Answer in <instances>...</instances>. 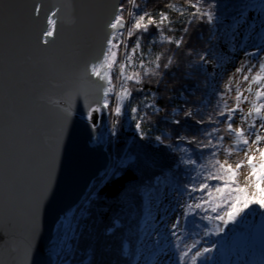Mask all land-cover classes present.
<instances>
[{"label":"snow or ice","instance_id":"6c2138e0","mask_svg":"<svg viewBox=\"0 0 264 264\" xmlns=\"http://www.w3.org/2000/svg\"><path fill=\"white\" fill-rule=\"evenodd\" d=\"M147 4L148 0H120L111 6L104 22V33L99 47L80 72L79 79L84 82V86L75 89V94L84 97V119L91 130L92 140L97 145L113 143L111 138L118 137V118L127 115L128 104L134 99V92H145L143 85L146 80L151 83L155 78L156 90H160L161 82L175 63L176 53L188 47L185 37L188 36L193 23L212 25L218 19L215 0L210 4H207V0H185V5L181 7L168 2L158 11L148 10ZM26 8L28 26L34 32V48L43 53L50 64L55 65L77 53L84 36L78 39L70 38L62 50L57 49V42L62 35L61 21L57 19L60 8L47 9L45 0H32ZM250 8L259 9L261 25L264 26V0H259L258 5L238 6V16L232 24L234 32L238 33L245 25L252 27L251 13L248 11ZM172 13L183 19H173ZM68 22L73 25L76 23L72 18ZM177 23L181 24L180 29L174 26ZM176 32L180 35H169ZM165 45L174 47L153 55L152 50L156 46L163 48ZM240 53L243 55L237 65L236 57ZM187 55H192L191 50ZM253 58L255 62H252ZM31 59L27 58L28 61ZM213 60L217 63L213 67L214 75L210 77L212 82L226 75L229 65L233 68L223 89L212 83L211 91L206 92L199 102V108H173V113H183V120H169L167 114L160 118V122L165 125L174 126L170 127V131L176 136L175 145L165 144L169 136L162 130L157 129L160 134L154 138L151 135V131L156 128L151 117L158 116L163 111L158 106L160 98L155 92L145 93L140 104L130 108V119L134 121V132L139 140L154 139L157 144L170 151H178L187 158L175 161L177 170L179 165L183 164L192 166L195 171V175L189 176L185 169L187 182L183 186L178 179L171 182L165 178H155V183L144 193L149 201L155 196L160 204L173 192L187 198L184 204L176 201L182 211L171 223L169 231L148 232L149 236L170 237L169 243L180 250L179 264H206L208 254L213 251L210 246L200 248L201 244H207V239L196 240L181 249L185 239L181 232L182 218L199 215L203 221L212 222L211 228L207 223L204 225L206 231L203 232V237L207 238L225 233L226 229L244 223L249 217H264V55L260 52H249L242 44L237 52V46L233 45L232 55L229 56H214L210 51H206L199 56V64L196 67L207 72V66ZM175 98L180 99L184 105L189 104L183 94ZM213 98L215 104H212ZM172 99L174 97H169V102ZM48 103L54 104L58 111L62 133L63 125H66L74 114L73 110L71 106L62 107L59 102L51 99ZM105 114L113 117L111 130L101 127V118ZM145 123L149 125V130L145 129ZM191 129H195L198 134H181V130ZM105 132H109V135L106 136ZM59 139L57 136L50 164L55 162ZM189 153L196 155L197 159H193ZM205 155L206 162L199 163V160H204ZM234 156H242V159L233 162ZM109 161L99 174L97 183L92 186L93 191L85 198V204L59 218L58 231L62 232L64 241L70 242L83 234L80 231L81 224L91 219L92 205L101 199V193L105 189L109 190V196L118 197L126 190L129 181L137 179L135 171L140 170L141 164L138 157L118 153L109 156ZM245 167L248 169V183L241 186L237 183V177ZM3 191L4 185L0 184V193ZM38 210L37 206L34 212L38 213ZM167 211L168 209H165V215ZM155 219L157 218L146 217L145 224ZM159 219L164 221V216L161 215ZM119 227V218L110 217L105 233L113 234ZM163 227L167 229V221H164ZM3 240L4 237L0 236V242ZM0 264L3 262L0 261ZM19 264H28L27 249Z\"/></svg>","mask_w":264,"mask_h":264},{"label":"water","instance_id":"95a60500","mask_svg":"<svg viewBox=\"0 0 264 264\" xmlns=\"http://www.w3.org/2000/svg\"><path fill=\"white\" fill-rule=\"evenodd\" d=\"M32 0H0V261L19 264L28 250V264H55L62 232L58 220L74 211L109 161L106 144L97 145L84 119L85 100L75 89L84 64L96 53L111 6L120 0H45L60 8L62 35L57 49L84 36L71 58L50 64L34 48L27 22ZM72 18L76 23L70 24ZM28 57L32 59L27 60ZM71 106L66 125L55 105ZM107 114L101 127L107 128ZM106 135V132H105ZM59 136V150L50 164ZM51 166V170H50ZM38 206V213L34 210ZM236 229L239 234L242 228ZM258 254H264V217L250 230Z\"/></svg>","mask_w":264,"mask_h":264},{"label":"trees","instance_id":"16d2710c","mask_svg":"<svg viewBox=\"0 0 264 264\" xmlns=\"http://www.w3.org/2000/svg\"><path fill=\"white\" fill-rule=\"evenodd\" d=\"M168 2L176 4L177 7L185 5V0H148L147 9L158 11L164 8L165 3ZM210 3H213V0H207V4ZM258 3L259 0H215L217 5L215 13L218 17L215 24L193 23L188 36L185 37L188 47L184 48L182 52L176 53L175 63L172 69L169 70V74L161 82L160 90H156L155 78H153L151 83L148 80L145 81L143 85L144 93H133L134 99L128 104L127 115L118 118L117 129L119 135L117 138H111L113 143H108L107 151L110 156L119 153L138 157L141 164L140 170L135 171L137 179L129 181L126 190L118 197L109 196V190L107 189L101 193V199L92 205L91 219L81 224L80 231L83 234L65 243L56 264H136L144 234V226L146 225L145 218L149 217L151 204L158 201L155 196L149 201L144 195L145 190L154 184L155 178L158 177L168 179L171 182L178 179L181 186H183L187 182L185 169H187L189 176L195 175V171L192 170V166L183 164H180L179 170H177L175 161L187 158L178 151L174 149L170 151L163 145L157 144L154 139L150 141L139 140L134 132V121L130 119V108L140 104L145 93L155 92L156 96L160 98L158 106L163 111L158 116L151 117L152 123L156 125V128L151 131V135L154 138L160 134L158 130H162L169 136V139L165 140V144L175 145L176 136L170 131V127L174 126L165 125L160 122V118L167 114L169 120L173 118L183 120V113H173V108L192 107L195 109L200 107L199 102L205 97L206 92L211 90L207 74L196 67L199 64V56L205 54L206 51H210L214 56L219 55L215 42L220 36L216 34L220 31L228 33V31L233 30L232 24L234 18L238 16L239 5H258ZM256 9L258 8H250L248 11ZM171 15L175 20L183 19L176 13ZM174 26L177 29L181 28L180 23ZM154 31L152 30V32ZM169 35L179 36L180 33H169ZM145 47L147 50V44ZM173 47L171 45H165L163 48L156 46L152 50L153 55ZM189 50L192 52L191 56L187 55ZM169 54L172 53L169 52ZM182 94L189 101L188 105H184L180 99L175 98ZM169 97H174V99L169 102ZM212 104H215L214 98ZM148 111L151 112V109ZM112 120L113 117L107 114V128H112ZM144 127L149 130L147 123L144 124ZM181 134L192 136L198 133H195V129H191L181 130ZM188 155L192 156L193 159H197V156L192 153ZM206 159L207 156L205 155L204 160L198 162L204 163ZM169 169H172V171ZM96 183L97 179L92 182L85 197L76 209L85 204V198L93 191L92 186ZM105 197L107 198L105 199ZM110 217H118L120 227L113 234H106L105 228L109 225ZM206 223L208 227H212V222L203 221L199 215H189L186 219H183L181 232L185 239L181 249L185 245H191L196 240L207 239L210 242H207L206 245L201 244L200 248L209 245L215 247L213 249L216 251L208 254L209 259L206 264H264V254H258L254 249L251 254L242 257L240 262L230 258L229 241L226 243L227 241L220 239L218 235L203 237ZM170 248L173 255V264H179L180 250L175 248L173 244H170Z\"/></svg>","mask_w":264,"mask_h":264},{"label":"rangeland","instance_id":"374dc122","mask_svg":"<svg viewBox=\"0 0 264 264\" xmlns=\"http://www.w3.org/2000/svg\"><path fill=\"white\" fill-rule=\"evenodd\" d=\"M251 19L250 22L252 27L248 25L243 26L238 33L232 31H228L225 33L224 31L218 32L216 35L220 36L215 45L219 52V55L229 56L232 55L233 45L237 46V52H239V46L242 44L247 51L249 52H260L261 55L264 54V50L261 51V46H264V26L261 25V14L259 9L254 11H250ZM243 53H240L236 57L237 65L239 60L242 58ZM255 62V58L253 61ZM217 63L216 60H213L207 66V72H205L209 78V87L212 83H215L216 87L219 89H223L224 83L227 80L228 76L231 75L233 68L231 65L228 66V72L222 78H218L215 82L210 80V77L214 75L213 67ZM211 90V87H210ZM245 110H247L245 108ZM108 130H111L109 127ZM109 135V132H106V136ZM108 147V143L106 145V150ZM110 156V155H109ZM223 160V156L220 157ZM242 159V156H234L233 162L235 160ZM248 169L245 167L240 175L237 177V183L241 186H244L248 183L247 176ZM251 191V189H249ZM179 200L180 204H184L187 202V198L180 196L178 192H173L171 195L167 196L163 199V204H160L159 201L153 202L151 204L150 214L151 217H156L155 220H150L148 224L144 226V234L142 238V243L137 255L136 264H172V251L169 247V236L166 235H152L149 236L148 232H152L156 230L159 233H166L171 229V223L176 219L177 216L180 215L182 209L177 206L176 201ZM165 209H168L167 214L165 215ZM163 215L164 221H167V229L163 227L164 221L160 220L159 217ZM262 216L256 215L254 217H249L244 223L237 225L238 228H242L241 233H237L236 229L228 228L225 233L218 234L220 239H224L230 245V258L234 260H240L244 256L251 254L252 250L255 248L250 240V230L254 226V224L260 220ZM184 218L181 220V224ZM211 228V227H209ZM206 231V230H205ZM210 241H208L209 243ZM209 246V245H208ZM215 248V247H213ZM250 248H252L250 250ZM216 251L213 249V252ZM255 251V249H254ZM248 252V253H247ZM247 254V255H246ZM58 258V256H57ZM56 258V261H57ZM242 263V262H241ZM244 263V262H243ZM56 264V263H55Z\"/></svg>","mask_w":264,"mask_h":264},{"label":"built area","instance_id":"2783aa9c","mask_svg":"<svg viewBox=\"0 0 264 264\" xmlns=\"http://www.w3.org/2000/svg\"><path fill=\"white\" fill-rule=\"evenodd\" d=\"M65 243H66V241H64L63 238H62V236H61L60 243H59V246H58L57 251H56V254H55V263H56L57 256L59 257V255L62 253V251H63V249L65 247ZM169 247H170V243H169ZM172 264H173V260H172Z\"/></svg>","mask_w":264,"mask_h":264},{"label":"bare ground","instance_id":"6f19581e","mask_svg":"<svg viewBox=\"0 0 264 264\" xmlns=\"http://www.w3.org/2000/svg\"><path fill=\"white\" fill-rule=\"evenodd\" d=\"M260 49H261V51H263V50H264V46H261V48H260ZM263 55H264V54H263ZM107 129H108V128H107Z\"/></svg>","mask_w":264,"mask_h":264}]
</instances>
